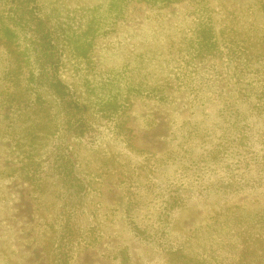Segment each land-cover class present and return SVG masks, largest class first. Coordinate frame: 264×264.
Segmentation results:
<instances>
[{
	"label": "rangeland",
	"instance_id": "obj_1",
	"mask_svg": "<svg viewBox=\"0 0 264 264\" xmlns=\"http://www.w3.org/2000/svg\"><path fill=\"white\" fill-rule=\"evenodd\" d=\"M35 6L75 102L0 31V264H264V0Z\"/></svg>",
	"mask_w": 264,
	"mask_h": 264
},
{
	"label": "trees",
	"instance_id": "obj_2",
	"mask_svg": "<svg viewBox=\"0 0 264 264\" xmlns=\"http://www.w3.org/2000/svg\"><path fill=\"white\" fill-rule=\"evenodd\" d=\"M36 0H1L0 6H3L0 13V31L10 27L12 35L16 27L23 31L31 39L33 48L39 51V69L37 73L41 83L47 85L49 91L61 100L71 106L74 101L73 95L60 79L57 78L58 66L60 63V53L55 44L50 28L44 24L40 16H36ZM36 10V13H35ZM7 18L9 21L1 20ZM59 162L61 172H68V166L63 162L60 153L56 158Z\"/></svg>",
	"mask_w": 264,
	"mask_h": 264
}]
</instances>
